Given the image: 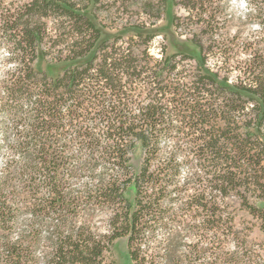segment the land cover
Returning a JSON list of instances; mask_svg holds the SVG:
<instances>
[{
	"label": "trees",
	"instance_id": "1",
	"mask_svg": "<svg viewBox=\"0 0 264 264\" xmlns=\"http://www.w3.org/2000/svg\"><path fill=\"white\" fill-rule=\"evenodd\" d=\"M220 1L173 0L208 37L211 51L229 63L235 37L219 34ZM10 5L0 0V46L11 51L14 63L0 84V153H10L0 170V264H40L34 254L40 241L35 227L47 217L71 223L79 218L83 203L110 209L109 233L98 236L83 227L65 231L59 226L43 264H103L104 252L123 237L135 264H159V245L153 246L158 228L189 226L194 211L202 213L201 229L209 239L232 233L228 197L242 200L241 208L258 220L264 234V38L243 43L250 58L238 69L245 78L232 84L202 67L201 42H194L201 62L190 83L180 82L181 72L174 75L176 82L166 83L177 67V62L169 64L176 55L150 68L147 47L139 58L131 45L116 43H102L85 63L54 77L35 67L39 50L45 57L55 51L56 63H74L92 54L99 31L75 0H29L17 13ZM257 15L264 35V8ZM52 16L63 21L49 35L47 20ZM138 37L147 44L154 34ZM179 55V61L193 59ZM136 82L146 85L148 100L137 113L130 108L134 96L127 94V84ZM241 116L247 120L242 118L239 125ZM179 119L182 125H174ZM218 119L225 125L215 123ZM172 135L182 137L163 158L159 141ZM137 145L144 156L138 172L131 164ZM179 154L184 164L204 174L194 183L198 194L186 195L187 186L180 188L175 181ZM96 169L101 178L92 185L94 191L85 186L80 195L70 193V177ZM132 186L133 208L125 198ZM185 197L179 213L164 208L166 202ZM26 210L34 223L13 240L12 231ZM178 241L177 234L166 239L165 264H204L205 258L217 256L212 248L197 245L178 258ZM239 256L241 263L264 264V255L242 250Z\"/></svg>",
	"mask_w": 264,
	"mask_h": 264
},
{
	"label": "rangeland",
	"instance_id": "2",
	"mask_svg": "<svg viewBox=\"0 0 264 264\" xmlns=\"http://www.w3.org/2000/svg\"><path fill=\"white\" fill-rule=\"evenodd\" d=\"M5 4H11V12H18V8L23 3H27L29 0H4ZM264 0H221L222 14L219 16V34L228 38L235 37V47H233L234 60L229 63H225L223 56L216 55L211 51L208 37L204 35V32H200L199 27L194 26L193 20L188 18V13L180 8L173 0H75V3L80 9V13L86 16L99 31L100 39L95 47V50L89 55L88 58L78 60L74 63H56L54 57L57 53L49 52V56L42 55V49L39 50L38 59L36 61V68L41 71H45L48 75L57 76L62 73L67 67L73 65H80L89 60L97 48L102 43H107V46H111L116 43L117 47L126 48L129 45L132 46L136 55L140 58V51L147 47L148 60L151 64L148 67H152L156 62L159 63L162 59L176 55L177 57L169 64L173 65L177 62V67L173 72V75L166 76V83L176 82L174 76L176 73H180V82L190 83L192 81L191 76L196 72V67L201 62V54L205 57V65L202 67L205 69L217 72L221 78H228V84L240 82L244 80L243 73L238 68L243 66L242 62L249 60L250 55L243 49V43L260 42L264 38L262 34V20L258 17L260 8H264ZM56 16H52L47 20V32L49 35H53L55 32V24L60 23L63 19H59L57 22ZM138 34L143 36L154 34L152 40L145 44V38L140 39ZM65 37L63 36L62 39ZM2 38L0 37V43ZM194 42H201L202 53L200 49L194 44ZM237 45V46H236ZM164 56L162 55V50ZM184 54L193 57L191 60L179 61L180 55ZM11 51L6 47L0 46V84L5 80L7 72L14 68V63L10 60ZM202 56V57H203ZM169 59V58H168ZM169 65L167 64L166 67ZM146 85L136 82L133 84H127V94L134 96L136 102L130 103V108L138 112V108L148 103L145 100L147 87ZM141 101V103H140ZM174 106L171 105V108ZM174 109V108H173ZM244 117H240L236 122L241 125V120ZM243 120H247L245 117ZM4 119L0 117V125ZM170 122V121H169ZM220 126L225 125L224 120H216ZM173 124L181 126V120H174ZM264 132V131H263ZM264 136V133L261 134ZM182 137V136H180ZM179 136H167L161 137L160 147L161 156L165 158L173 151L176 146ZM12 139V136L11 138ZM4 141L0 134V144ZM76 149L73 148V152ZM10 153L3 149L0 153V170L4 167ZM144 156L140 145H137L136 149L132 153L131 164L136 172L140 170ZM177 161L180 164L179 175L176 177L177 185L182 188L185 185L186 195H193L199 193L198 186L194 183L197 179L204 177V174L197 168H190L184 164V156L182 154L177 155ZM195 161H192V164ZM99 169L95 172H80L77 175L69 178L70 193L73 195H80L85 186L90 187L94 191L93 184L101 178ZM188 184V185H187ZM185 188V187H184ZM175 192L171 194V200L175 199ZM127 203L133 208L135 190L133 186L129 188L125 194ZM187 198L180 202L170 201L164 204V208L171 210V212H180L183 207L181 202L186 201ZM226 202L230 208L228 212H231L234 216L233 232L223 235L220 239H215L206 235L201 229L200 221H202V213L194 211L192 215L195 218L187 220L189 226L183 224H173L168 229L158 228L156 232L155 242L153 246L159 245L158 262L159 264H165L166 253L164 250L165 241L171 236V234H177L178 248L176 257L183 258L193 246L212 248L217 256L214 255L211 258H205L204 264H213L215 258L217 263L214 264H246L241 263L239 254L244 251L254 256L264 255V234L259 229V222L256 218L251 216L246 210L241 208L240 198L228 197ZM250 202H254V199H250ZM77 212L79 218L75 219L71 223L60 224L56 218L47 217L45 222L36 226L35 230L39 235V246L35 249L34 254L40 261V264L46 261L52 252L50 242L53 240V230L60 226L63 230H75L78 227H83L85 230L93 232L98 236H104L109 233L108 221L111 217L110 209L105 207H99L96 205L81 204ZM181 215V213H180ZM34 223L33 215L29 210L21 216L19 223L12 231L11 238L16 240L18 236L28 230ZM203 236L205 238H203ZM140 245V236L138 237L137 246ZM239 246V248H238ZM219 258V261H218ZM259 257H256V261ZM103 264H135L129 254L128 238L123 237L114 241L110 251H105L103 255Z\"/></svg>",
	"mask_w": 264,
	"mask_h": 264
}]
</instances>
